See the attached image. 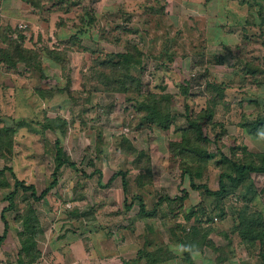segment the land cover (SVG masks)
Masks as SVG:
<instances>
[{
	"label": "rangeland",
	"instance_id": "374dc122",
	"mask_svg": "<svg viewBox=\"0 0 264 264\" xmlns=\"http://www.w3.org/2000/svg\"><path fill=\"white\" fill-rule=\"evenodd\" d=\"M38 1L36 7L29 3V7H18V16L11 20L4 12L5 24L11 23L0 30V168H12L18 179L35 186L37 194L56 168L55 146L61 147L75 168L61 165L56 185L40 200L17 191L14 208L3 212L8 228L0 244V261L15 258L17 235L22 230L17 218L30 205L41 251L56 245L66 234L74 238L83 235L86 247L96 246L95 239L112 230L145 236L146 222L152 223L158 240L167 238L177 245L176 238L184 237L183 226H195L193 217L187 222L179 219L194 208H204L207 239L225 246L221 232L226 231L232 240L220 254L206 244V264L220 257H224L223 264H264L260 247L247 251L237 233V215L244 206L264 214V174L250 172L242 184L230 186L229 193L219 198L203 195L190 186L188 176L182 179L183 156L170 146L180 135L176 128L183 127L187 115L195 116L214 100L211 122L204 127L210 139L206 143L208 160L194 182L216 190L219 173L226 168L224 156L234 159L242 157L244 151L264 153V131L252 136L239 125L243 115H264V26L253 23L254 7L242 5L245 0H216L214 5L206 4L205 11L198 5L200 0L190 6L193 8L168 15L164 11L149 13V5L141 12L124 11L103 0ZM258 2L264 7V0ZM252 3L257 4L255 0ZM82 22L86 23L84 32L77 33ZM19 23L26 24L25 31L18 29ZM8 36L19 38L27 52L9 58L10 64L2 52L12 42ZM128 48L135 55L127 66L126 85L121 87L108 79L106 89L98 78L102 66L95 61L107 53H125ZM245 61L261 66V72L246 73ZM121 74H125L122 68L118 76ZM202 80L209 83V89L187 92V84L197 85ZM139 81L143 96L138 95ZM40 91L51 97H41ZM148 92L164 94L158 100L169 114L166 129L149 123L145 108L139 107L137 100L147 98ZM46 117L58 120L45 127ZM118 170L126 173L129 200L138 192L137 177L146 173L142 187L161 189L168 197L183 196L185 188L178 187L183 182L189 184L190 205L186 208L179 199H165L157 205L156 216L140 217L139 203L133 199L127 211L120 176L108 183ZM6 173L10 186L0 188V234L6 196L14 188ZM108 240H102L105 246L110 245ZM37 260L36 264L44 262Z\"/></svg>",
	"mask_w": 264,
	"mask_h": 264
},
{
	"label": "trees",
	"instance_id": "16d2710c",
	"mask_svg": "<svg viewBox=\"0 0 264 264\" xmlns=\"http://www.w3.org/2000/svg\"><path fill=\"white\" fill-rule=\"evenodd\" d=\"M208 1V0H206ZM243 1V0H242ZM257 4H253V0H245L244 3H247L251 8H256V18L255 16H251L253 18V23L256 24L258 22V26L262 27L264 26V7L262 6L261 2H258L259 0H255ZM27 3L30 4V6L36 7L39 5L38 0H26ZM259 21H258V20ZM248 18L245 20V22H248ZM86 23L82 22L79 26H77V33L84 32V26ZM18 35L15 37L17 38ZM21 38V36H19ZM74 37V36H71ZM70 37V38H71ZM9 41H12L9 43L8 48L3 50L4 60H6V63L10 64L9 58H13V56L16 58L17 54L19 52H25V48L22 47L21 41L18 40H12L11 37L8 36ZM133 47L134 50H137L136 47ZM138 51V50H137ZM30 53H34L33 51ZM141 56L142 54L138 52ZM135 53L132 52L131 49L128 48V50L125 53H107L105 55L104 59L96 60V64H99L101 67L100 75L98 78L102 79L100 80L103 82V85H105L106 89H109L108 85V79H111L114 83H118V85H126V81L128 79V70L127 66L131 64L133 61V56ZM13 60V59H12ZM137 62H140L139 57L136 59ZM250 62V61H249ZM246 64V73H250L253 75V73H259L261 72V66H258L256 64L253 66L252 64L245 61ZM9 66V65H8ZM121 68L124 70V73L121 74V77L118 76V71H121ZM108 70V72H107ZM106 71V72H103ZM98 73V72H97ZM249 74V75H250ZM256 74V75H257ZM196 75L195 72L191 74V77L193 78ZM135 78H132L131 80L134 81ZM194 79V78H193ZM105 80V81H104ZM193 85V86H192ZM187 84V92H193L191 89H199L204 90L205 87L209 89V83L206 81L204 82L202 80V83H199L195 85L194 83ZM197 86V87H196ZM141 83L139 81L137 86V91L139 96H143V93H141ZM39 92V90L37 91ZM41 97H44L45 99L51 97V94H42ZM147 98L137 100L140 108H145V118L149 123H151L154 126H158L162 129H166L169 126V114L164 110V106H162L161 102L158 100V97L163 96L164 94H156L153 92L146 93ZM168 96V95H165ZM169 97V96H168ZM207 107L203 108L198 114L195 116L187 115L185 118V122L183 127L176 128L178 132H180V135L178 136L177 140L173 141L171 143V150L176 152L178 151V155L183 156L182 162H181V177L188 176L190 180V186L193 189L198 190L203 195L208 196H215V197H221L223 195H226L230 191V186H236L238 184H242L243 181L248 177V174L250 172H257V173H263L264 174V153H260L257 155H253L245 152L242 157H235L234 159H230L227 156H224V168L220 173L218 177V189L211 190L209 189L205 184H197L194 182V178L201 176V169L206 165L207 155H206V143L210 141L209 136L207 133L204 132V127L206 128L209 123L211 122V117L213 114V108L215 105V101L212 100ZM166 109V108H165ZM249 116V115H248ZM56 119H49L45 118V127H51L53 122ZM247 134L252 136H259L261 134V130L264 131V115L261 113H257L256 117H247L246 115H243L241 118V122L239 124ZM11 141V140H10ZM7 144V141L4 143ZM57 145V143H56ZM56 147V160L57 165L55 170L52 173V178L48 182V184L43 188V190L37 194L36 188L33 184H26L25 181L20 180L16 177L15 173L13 172L12 168L8 166H4L0 168V188L9 187L10 183L8 180L7 173L8 172L13 179V185L14 188L9 192V194L6 196V200L8 202V205L2 210L1 219L4 224V230L3 234L0 235V244L3 242L6 233H7V222L3 216V212L6 210L14 208L15 206V196L18 190L26 191L30 194V196L33 199L40 200L43 197L46 196L48 192L56 185L57 183V171L61 167V165H68L71 168H75V164L73 161L69 159L68 156H66L65 152L62 151L61 147ZM244 147V146H243ZM235 150V149H232ZM251 157V158H250ZM94 172L98 173V178L101 177V174L99 170L94 169ZM146 173L141 174L137 177V185L138 187H142L145 184ZM117 176H120L121 180V187L123 192V201L125 204V208L127 211H129L133 206V199H137L139 203V210L138 213L140 217H152L156 216L157 214V205L161 203L163 200L168 201H175V199L181 200V203L183 204V200L187 198V192L183 194V196H175L174 197H168L167 195H162L158 197V201L154 204V206L151 209H148L143 201V198L136 194L133 198L128 199V179L126 178V173L118 170L115 172V174L109 179L110 183L113 181L114 178ZM147 176V175H146ZM144 179V180H143ZM254 196H250L248 199V202L252 201ZM199 204H203L206 207V204L204 202H200ZM202 205V207H203ZM196 206V205H195ZM28 210L25 212H22V215L17 218L18 220L21 219L22 224V230L18 233V243H19V250H18V257H21L23 260H19L21 264H32L34 261H36L40 257V251L37 248V241H36V231L38 230L36 224V216L34 214L33 208L29 205L27 206ZM193 217L194 218V224L195 226L192 227H184L181 231L183 232L182 238H176L178 243L177 245H180L183 247V257L184 259H187L190 261V253L194 250H200L204 246L209 245L212 247L214 251H216V254H220L223 250L222 244H213L211 240H208L206 235L207 232L206 228H203L206 226V219H205V210L203 208V211L198 210H192L186 217H184V220L187 222L189 219ZM146 220V219H145ZM237 233L240 237L241 243L244 246V248L247 251H251V249L256 248V246L260 247V257L262 258L264 255V214L258 210H250L249 206H244L237 215ZM196 225H201L202 230L198 228ZM181 226V227H182ZM153 225L150 222H146V233L148 231V235L145 236L146 243L151 244L156 240L157 233L153 231ZM189 228V229H188ZM222 237L224 240H226L227 244L226 247H229L232 240L230 239V236L226 231L221 232ZM175 238V237H174ZM150 242V243H149ZM164 244L162 242H157V247H162ZM224 246V247H225ZM164 247V246H163ZM25 258V259H24ZM224 257H220L217 261H214L213 264H223L221 263V260ZM215 260V259H214Z\"/></svg>",
	"mask_w": 264,
	"mask_h": 264
},
{
	"label": "crops",
	"instance_id": "0c3cea01",
	"mask_svg": "<svg viewBox=\"0 0 264 264\" xmlns=\"http://www.w3.org/2000/svg\"><path fill=\"white\" fill-rule=\"evenodd\" d=\"M107 5H116L122 7L124 11H144L145 6H148L146 9L149 13L153 14H178L184 10L185 7L193 8L196 3L195 1L200 0H103ZM216 0H201V3L198 2V5L203 6L202 8L206 9V4L215 3ZM225 1V0H223ZM222 1V8L225 6ZM160 2V3H159ZM243 2V1H242ZM22 0H0V30L7 29L4 22V12H6L5 17L10 19L13 16H18V7L26 8ZM247 3H243L242 5ZM193 6V7H190ZM216 8V7H215ZM256 9V8H254ZM252 9H249L251 11ZM206 11V10H205ZM202 11V14L206 13ZM246 11L248 9L246 8ZM256 13V11H254ZM3 24L6 27H2ZM62 26V25H61ZM14 37V35H13ZM187 177V176H185ZM183 177L182 179H185ZM184 181V180H183ZM189 181V180H188ZM179 188H185L187 191V198L184 200V205L187 208V203H189V196L191 195L189 184L179 185ZM137 194H139L148 209L152 208L154 204L158 201L155 198H158L162 195H165L164 191L161 189H150L148 187H137ZM146 189V190H145ZM148 193L147 196L144 193ZM159 192H163L160 193ZM159 195V196H158ZM167 195V194H166ZM154 198V200H153ZM147 200L151 201L153 205L149 204ZM188 201V202H187ZM192 204V202H191ZM194 204V203H193ZM190 207V206H189ZM179 221H185L184 218L179 219ZM125 227V226H124ZM139 234V235H138ZM134 233L128 230L116 231L112 230V233L109 235L99 236L96 240V246L86 247L83 246L82 241L84 236L80 235L79 237L70 236L66 234L63 238H60L56 245L51 246L45 251H40V259H43L42 264H206V246L200 250H194L190 253V261L184 259L183 257V247L180 245H175L167 238H158L151 244L146 243L145 236L150 234L146 233L145 236L140 235V233ZM2 235V234H0ZM68 235V236H67ZM91 236V233H88V236ZM110 238V245L105 246L103 241ZM94 239V238H93ZM103 240V241H102ZM162 242L164 247H157V242ZM80 242V243H79ZM149 242V243H150ZM18 250L16 249L15 258L13 261L4 260L0 261V264H21L18 259ZM38 258V259H39ZM38 261V260H37ZM32 264H36L33 262ZM40 264V263H39Z\"/></svg>",
	"mask_w": 264,
	"mask_h": 264
},
{
	"label": "built area",
	"instance_id": "2783aa9c",
	"mask_svg": "<svg viewBox=\"0 0 264 264\" xmlns=\"http://www.w3.org/2000/svg\"><path fill=\"white\" fill-rule=\"evenodd\" d=\"M26 27H27V26H26V24H24V23H19V24H18V29H19L20 31H22V32L25 31ZM16 36H17V34L14 35V37H16ZM196 87H197V86H196Z\"/></svg>",
	"mask_w": 264,
	"mask_h": 264
}]
</instances>
